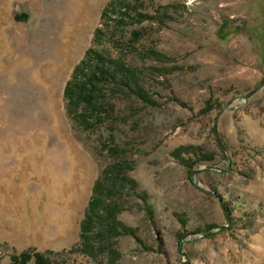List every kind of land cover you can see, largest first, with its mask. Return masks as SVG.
<instances>
[{"label":"rangeland","instance_id":"374dc122","mask_svg":"<svg viewBox=\"0 0 264 264\" xmlns=\"http://www.w3.org/2000/svg\"><path fill=\"white\" fill-rule=\"evenodd\" d=\"M109 1L0 0V264H264V0H139L148 18L95 42ZM63 42L75 59L59 58L53 113L29 71ZM90 47L135 68L143 95L106 86L115 111L84 129L64 90ZM10 63L28 70L7 77ZM113 146L137 186L111 262L79 243Z\"/></svg>","mask_w":264,"mask_h":264},{"label":"trees","instance_id":"16d2710c","mask_svg":"<svg viewBox=\"0 0 264 264\" xmlns=\"http://www.w3.org/2000/svg\"><path fill=\"white\" fill-rule=\"evenodd\" d=\"M139 5V0L133 3L129 0H110L101 15L104 26L96 28L94 41L104 39L107 33L110 34L108 39H113L118 27L128 18H131V22H141L148 18L147 14L140 11ZM132 36L133 41H136L141 33L133 31ZM139 79L137 70L121 58L111 57L94 47L88 48L65 86L64 96L69 116L84 129L104 125L108 116L115 111V104L109 102L105 87L116 91L126 86L142 96ZM123 152L119 146L109 147L110 155L117 157V160L114 157V162L108 164L97 178L81 223L79 250L91 256L109 254L111 262L117 254L114 239L129 233L128 227L118 218L123 209L121 199L124 190L135 189L137 186V182L129 176L134 163L123 158ZM113 193L117 198L111 196ZM34 257L35 264H52L45 262L39 253H35ZM14 260L17 264H27L31 260L30 252L24 251Z\"/></svg>","mask_w":264,"mask_h":264},{"label":"bare ground","instance_id":"6f19581e","mask_svg":"<svg viewBox=\"0 0 264 264\" xmlns=\"http://www.w3.org/2000/svg\"><path fill=\"white\" fill-rule=\"evenodd\" d=\"M65 43L66 42H63L61 44V46L58 45L57 48L55 49V52L53 53V55L48 60L45 59V61L42 62L38 68H36L35 70L29 71V73L31 74V77L29 76L30 80L28 79L30 81V85L33 88L36 87V88L43 90V92H44V90L47 92V95L49 97V104L51 107L50 110L53 113H56V111H57V102H58L57 101V90H58L57 85H58L59 77H62L63 71L67 70L66 69L67 66L60 64L61 61L59 60V58L62 59L64 56V53L67 54L66 65H69L75 59V55L72 54L71 52H68L69 50H68V47L66 45L67 43L66 44ZM37 61H40V60H37ZM19 66L17 67L16 65H13L12 63H10V65H6L5 72L9 74V76H7V77L13 78V75H15V76L18 75V77L20 75L24 76V74H25L24 71H27L28 69L25 68V70L22 69V71L19 72L18 71ZM35 66H37V65H35ZM35 66H32V68ZM32 68H30V69H32ZM13 80L11 79L10 82L15 81V80L14 81ZM18 80H19V78H18ZM15 83H16V81H15ZM15 83H14V86L16 85ZM39 85H41L42 87ZM45 107H44V109H45Z\"/></svg>","mask_w":264,"mask_h":264},{"label":"water","instance_id":"95a60500","mask_svg":"<svg viewBox=\"0 0 264 264\" xmlns=\"http://www.w3.org/2000/svg\"><path fill=\"white\" fill-rule=\"evenodd\" d=\"M263 83H264V79L260 82V84H259L258 87H260L261 85H263ZM255 91H256V89H254L251 93L247 94L246 97L252 95ZM216 134H217V140H218V142H219L221 148L224 150L223 144H222L221 141H220L221 139L219 138V136H218V132H217V131H216Z\"/></svg>","mask_w":264,"mask_h":264}]
</instances>
